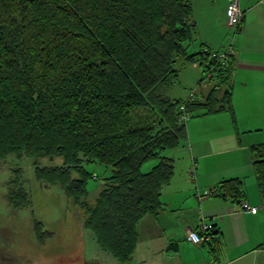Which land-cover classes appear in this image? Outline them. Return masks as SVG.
I'll return each instance as SVG.
<instances>
[{
	"label": "trees",
	"instance_id": "16d2710c",
	"mask_svg": "<svg viewBox=\"0 0 264 264\" xmlns=\"http://www.w3.org/2000/svg\"><path fill=\"white\" fill-rule=\"evenodd\" d=\"M193 9L190 0H0V164L32 161L35 178L60 187L83 210V228L101 251L121 264L135 255L139 221L164 207L161 191L175 174L165 153L188 137L181 117L234 113V56L222 64L212 56L220 51L200 54L211 78L228 86L222 98L216 88L200 100L158 92L177 79L176 60L195 38ZM251 155L264 201V144ZM92 165L111 172L93 204L89 182L99 176ZM13 175L7 199L25 209L32 200L23 168ZM217 186L226 200L246 198L240 179ZM215 229L208 230L212 249L219 247ZM35 231L40 244L51 235L42 223Z\"/></svg>",
	"mask_w": 264,
	"mask_h": 264
},
{
	"label": "crops",
	"instance_id": "0c3cea01",
	"mask_svg": "<svg viewBox=\"0 0 264 264\" xmlns=\"http://www.w3.org/2000/svg\"><path fill=\"white\" fill-rule=\"evenodd\" d=\"M230 1L221 0L218 32L225 38L217 40L221 42L219 51L234 56V113L196 112L186 123V141L165 153L174 161L175 174L161 191L164 207L160 213L139 221L147 228L138 224L137 238L145 231L156 241L151 240L140 255V246L136 247L137 264H163L166 256L179 258L181 264H264V201L251 155V148L264 144V0H238L244 17L235 32L226 20ZM237 179L244 183V201L259 207L258 213L242 211V202L219 195L199 198L206 190ZM203 223L218 231V249L188 240V232ZM155 244L157 250L149 253Z\"/></svg>",
	"mask_w": 264,
	"mask_h": 264
},
{
	"label": "rangeland",
	"instance_id": "374dc122",
	"mask_svg": "<svg viewBox=\"0 0 264 264\" xmlns=\"http://www.w3.org/2000/svg\"><path fill=\"white\" fill-rule=\"evenodd\" d=\"M191 1L194 6L191 22L196 26L195 38L189 44L186 53L176 60L177 79H171L166 85L160 86L158 92L170 99L192 97L200 100L206 98L212 89L216 88L218 98H222L228 86L221 85L215 77L209 78L211 72L206 68L208 60L200 52L203 47L209 46L214 52L221 49L219 45L221 42H218L217 38L220 36L225 38V35L218 32L220 26L218 14L224 4L221 0ZM228 26L232 32H235L239 25L228 24ZM227 46L230 47V44L228 43ZM187 55L197 56L192 61L187 60ZM31 162L26 159L18 162L10 158L0 164V264H84L83 258L90 264H121L110 253L101 251L93 233L83 228V210L80 211L69 204L60 187L42 186L34 176V165ZM48 163H50L48 158L41 160V164ZM152 163L157 164V161L148 162L142 171L147 173ZM54 164H58V161ZM18 166L24 170L23 176L27 180L26 187L32 200L25 209L14 208L7 199L9 182L14 179L13 172ZM106 169L104 165L89 167L90 172L99 176L89 182L87 200L91 204L95 202L102 189L104 176L111 173ZM38 223H42L43 231L51 233L45 244H40L37 240L35 226ZM139 224L142 228H147L141 222ZM138 229L139 225L137 231ZM138 238L137 246H140V251L137 255L143 253L151 240L156 241L153 239L156 238L154 235L151 237L149 232L145 231L139 232ZM156 250L155 244L149 253ZM80 254L83 258L79 257ZM165 258L163 264H181L179 258L173 259L170 256ZM128 264H137L135 255Z\"/></svg>",
	"mask_w": 264,
	"mask_h": 264
},
{
	"label": "built area",
	"instance_id": "2783aa9c",
	"mask_svg": "<svg viewBox=\"0 0 264 264\" xmlns=\"http://www.w3.org/2000/svg\"><path fill=\"white\" fill-rule=\"evenodd\" d=\"M227 13V22L228 24H232V25H241L242 24V19L244 17V11L241 9L240 7V3L238 0H233L230 1L227 9H226ZM238 26V27H239ZM228 51L225 50H221L218 53H213V57L217 58V60L219 62H221L222 64H225L228 58ZM212 77V73L210 75L209 78ZM191 115H185L181 117V122L186 123L187 121L190 120ZM219 188L218 186H216L215 188L212 189H208L204 192L203 195H199L200 199H205L207 197H213L218 195L219 193ZM241 209L242 211L245 212H253V213H258L259 212V207H256L254 205H252L251 203H249L248 201H243L242 205H241ZM209 226L207 224H202L200 226V228L198 230L195 231H189L187 236H188V240L192 243V244H207V242L211 241L212 236L210 235V233H208L209 230Z\"/></svg>",
	"mask_w": 264,
	"mask_h": 264
},
{
	"label": "water",
	"instance_id": "95a60500",
	"mask_svg": "<svg viewBox=\"0 0 264 264\" xmlns=\"http://www.w3.org/2000/svg\"><path fill=\"white\" fill-rule=\"evenodd\" d=\"M79 257H80V258H83V255L80 254ZM83 263H84V264H90V263L85 262V261H84V258H83ZM72 264H75V263H72Z\"/></svg>",
	"mask_w": 264,
	"mask_h": 264
},
{
	"label": "flooded vegetation",
	"instance_id": "af4514ba",
	"mask_svg": "<svg viewBox=\"0 0 264 264\" xmlns=\"http://www.w3.org/2000/svg\"><path fill=\"white\" fill-rule=\"evenodd\" d=\"M14 259V258H13ZM15 260V259H14Z\"/></svg>",
	"mask_w": 264,
	"mask_h": 264
}]
</instances>
